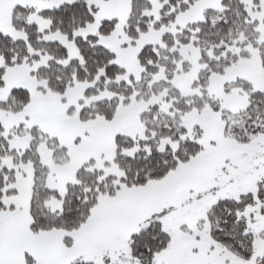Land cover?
Instances as JSON below:
<instances>
[{
    "label": "snow or ice",
    "instance_id": "obj_1",
    "mask_svg": "<svg viewBox=\"0 0 264 264\" xmlns=\"http://www.w3.org/2000/svg\"><path fill=\"white\" fill-rule=\"evenodd\" d=\"M0 264H264V0H0Z\"/></svg>",
    "mask_w": 264,
    "mask_h": 264
}]
</instances>
